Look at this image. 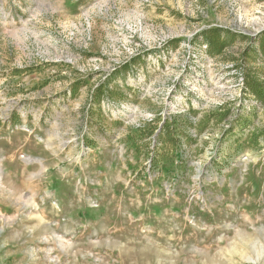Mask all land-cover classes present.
Returning a JSON list of instances; mask_svg holds the SVG:
<instances>
[{
    "label": "rangeland",
    "instance_id": "rangeland-1",
    "mask_svg": "<svg viewBox=\"0 0 264 264\" xmlns=\"http://www.w3.org/2000/svg\"><path fill=\"white\" fill-rule=\"evenodd\" d=\"M0 264H264V0H0Z\"/></svg>",
    "mask_w": 264,
    "mask_h": 264
},
{
    "label": "trees",
    "instance_id": "trees-1",
    "mask_svg": "<svg viewBox=\"0 0 264 264\" xmlns=\"http://www.w3.org/2000/svg\"><path fill=\"white\" fill-rule=\"evenodd\" d=\"M216 31H218L217 29H214L213 30V32H216ZM206 41H207V43L210 45V46H213L215 43H214V41H213V39H211V38H206Z\"/></svg>",
    "mask_w": 264,
    "mask_h": 264
},
{
    "label": "bare ground",
    "instance_id": "bare-ground-1",
    "mask_svg": "<svg viewBox=\"0 0 264 264\" xmlns=\"http://www.w3.org/2000/svg\"><path fill=\"white\" fill-rule=\"evenodd\" d=\"M122 113H125L122 109L116 111V115H119V114H122ZM237 252H238V250H237ZM259 252H260V251H259ZM256 255H257V254H256ZM242 256H243V254H242ZM258 257H259V255H258ZM244 259H245V258H244ZM254 261H256V260H254Z\"/></svg>",
    "mask_w": 264,
    "mask_h": 264
}]
</instances>
